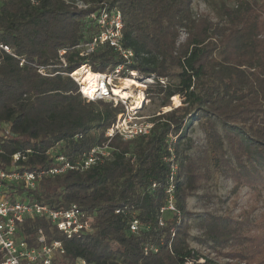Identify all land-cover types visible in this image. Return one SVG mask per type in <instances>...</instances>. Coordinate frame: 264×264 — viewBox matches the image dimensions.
<instances>
[{"label":"trees","instance_id":"obj_1","mask_svg":"<svg viewBox=\"0 0 264 264\" xmlns=\"http://www.w3.org/2000/svg\"><path fill=\"white\" fill-rule=\"evenodd\" d=\"M83 1L87 9L60 0H0V42L18 55L0 50V126L11 123L0 163L27 149L28 169L50 165L49 150L77 159L108 143L112 153L86 174L69 171L38 184V201L77 204L94 220L93 233L66 242L64 264L77 257L90 264H264V214L205 212L194 225L188 206L215 173L232 179L234 192L264 196V0H205L212 16L196 14L193 0ZM104 4L122 13L124 46L135 53L129 70L154 78L147 99H160L163 108L182 98L149 118V134L132 140L106 137L125 106L87 101L70 76L84 64L96 73L121 62L110 46L91 53L82 47L97 32L88 14ZM195 122L204 143L192 151ZM169 134L177 136L178 213H165L162 226ZM132 218L141 222L137 234ZM34 223L28 235L41 227L49 239H63L44 219ZM150 245L158 250L145 253Z\"/></svg>","mask_w":264,"mask_h":264},{"label":"built area","instance_id":"obj_2","mask_svg":"<svg viewBox=\"0 0 264 264\" xmlns=\"http://www.w3.org/2000/svg\"><path fill=\"white\" fill-rule=\"evenodd\" d=\"M70 3L78 9H87L90 4L83 0H60ZM36 6L40 0H29ZM88 19L96 27V34L89 42L82 45L85 53H91L97 46H110L116 56L121 59L118 64H111L106 71L96 72L99 80L97 89L91 94L84 90L83 79L76 69L70 76L79 85L81 95L87 101L112 100L117 103L121 100L126 104V99L117 96L114 88L126 78L129 70L128 66L134 61L135 53L132 49L124 46L123 30L124 20L120 10L101 5L99 8L88 14ZM0 50L7 52L15 58L18 55L12 47L0 42ZM65 50L60 51L62 56ZM64 62V59L62 58ZM23 65V61L20 63ZM92 70L91 66L84 64ZM93 71V70H92ZM42 74H47L44 68L39 70ZM165 83L164 79L161 80ZM116 103V104H117ZM127 112V111H126ZM119 114L116 121L106 131V137L113 138L115 135L121 136L124 140H132L141 135H147L153 128V123L149 119L132 118L127 114ZM11 135V123H3L0 126V141ZM177 136L169 134L166 137L167 156L165 161L168 163L170 171L165 187L167 196L166 203L160 209V225H164L163 215L167 212L178 213L175 205L176 175L178 163L176 161L175 146ZM4 151L0 148V154ZM33 153L32 149L25 152H15L11 154L7 162L0 163V264H64L66 255V242L74 238L89 235L94 232L93 217L87 214L77 204L66 207H55L38 201L35 192L41 180L48 177L63 175L69 171L86 174L94 165L108 160L111 156V149L108 143L95 146L80 158L71 159L64 152L48 153L53 156L50 165L28 169L22 163L28 160V155ZM153 187H157L154 183ZM117 209V213L123 212ZM38 219H44L49 223L51 231L56 230L63 236V239H49L44 229L36 228L32 234H27V226L33 224ZM35 224V223H34ZM141 222L138 218L130 220V231L133 234L139 233ZM145 253L157 251L158 248L150 245L144 248ZM71 264H90L85 258L77 257Z\"/></svg>","mask_w":264,"mask_h":264},{"label":"rangeland","instance_id":"obj_3","mask_svg":"<svg viewBox=\"0 0 264 264\" xmlns=\"http://www.w3.org/2000/svg\"><path fill=\"white\" fill-rule=\"evenodd\" d=\"M193 9L196 14L207 13L213 15L211 8L205 3V0H193ZM84 66V65H82ZM126 78H133L139 83L130 86V91L133 95H139L142 93L143 102L137 109H133L134 98L126 99V104L121 100L119 101L125 106L126 114L132 118L149 119L154 114H159L170 110L172 107H177L182 103L180 96L171 98V106L160 107V99H147L146 90L154 83L153 76H146L138 71H134L132 74L127 73ZM125 78V79H126ZM123 80L118 81L120 84ZM174 98V99H173ZM115 103H117L114 100ZM195 145L192 151H196L203 145V132L200 129L198 122H195L193 130L190 133ZM234 182L230 178L223 177L217 173L214 174L212 179L206 183L195 195L189 198L188 206L194 212V218L191 220L194 225L196 224L198 217L205 212H215L219 214L231 212L234 215L244 213L253 209L251 218H260L261 214H264V196L258 199H254L253 194L249 188H241L238 192H234ZM203 197V198H202ZM197 229L192 230V234L195 235ZM193 246L199 247L195 242ZM221 264H229L226 259L220 260Z\"/></svg>","mask_w":264,"mask_h":264},{"label":"bare ground","instance_id":"obj_4","mask_svg":"<svg viewBox=\"0 0 264 264\" xmlns=\"http://www.w3.org/2000/svg\"><path fill=\"white\" fill-rule=\"evenodd\" d=\"M77 73L80 74V78L83 79L82 83L84 84V90H86L87 93L90 92L92 94L97 89L100 76H98L97 73L92 72V70H90L88 66H83ZM134 84H137V86L139 87V83L133 78L123 79V81L114 88V93L117 96L122 97L123 99L134 98V101L132 103L133 109H137L141 106L144 95H142V93H140L139 95H133V93L129 89L130 86Z\"/></svg>","mask_w":264,"mask_h":264}]
</instances>
